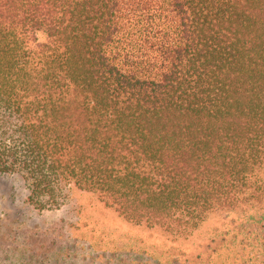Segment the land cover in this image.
Returning <instances> with one entry per match:
<instances>
[{
  "label": "trees",
  "instance_id": "1",
  "mask_svg": "<svg viewBox=\"0 0 264 264\" xmlns=\"http://www.w3.org/2000/svg\"><path fill=\"white\" fill-rule=\"evenodd\" d=\"M0 172L176 237L259 207L264 0H0Z\"/></svg>",
  "mask_w": 264,
  "mask_h": 264
},
{
  "label": "rangeland",
  "instance_id": "2",
  "mask_svg": "<svg viewBox=\"0 0 264 264\" xmlns=\"http://www.w3.org/2000/svg\"><path fill=\"white\" fill-rule=\"evenodd\" d=\"M28 195L20 174L0 172V264H264V201L176 237L75 186L59 206L38 207Z\"/></svg>",
  "mask_w": 264,
  "mask_h": 264
}]
</instances>
